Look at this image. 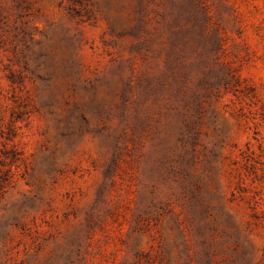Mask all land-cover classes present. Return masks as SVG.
<instances>
[{
	"label": "rangeland",
	"instance_id": "1",
	"mask_svg": "<svg viewBox=\"0 0 264 264\" xmlns=\"http://www.w3.org/2000/svg\"><path fill=\"white\" fill-rule=\"evenodd\" d=\"M0 264H264V0H0Z\"/></svg>",
	"mask_w": 264,
	"mask_h": 264
}]
</instances>
